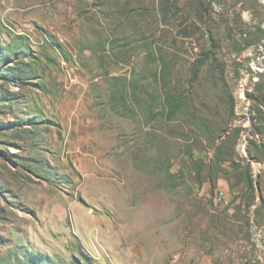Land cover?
Wrapping results in <instances>:
<instances>
[{
  "label": "rangeland",
  "instance_id": "obj_1",
  "mask_svg": "<svg viewBox=\"0 0 264 264\" xmlns=\"http://www.w3.org/2000/svg\"><path fill=\"white\" fill-rule=\"evenodd\" d=\"M160 1L0 0V264H264V1Z\"/></svg>",
  "mask_w": 264,
  "mask_h": 264
},
{
  "label": "trees",
  "instance_id": "obj_2",
  "mask_svg": "<svg viewBox=\"0 0 264 264\" xmlns=\"http://www.w3.org/2000/svg\"><path fill=\"white\" fill-rule=\"evenodd\" d=\"M180 2H181L180 0H161L159 8H160L163 16L168 18V17L173 16L177 10H183L184 11V7L182 6V4H180ZM202 4H203V2H199V4H196V1L193 0V2L190 5L187 3L186 9L196 11L199 15L198 18L202 22H210L212 20V17L208 12L210 11V9H212V0H209L207 3H204V7ZM189 20H190V18L187 19V21H189ZM208 35L210 38V44H211L210 47L211 48H209L208 51H206L203 54V57L200 60V63L198 64V67H197L198 76L201 74L204 66H206L209 63H211L210 66L215 71H217V70L223 71V67H221L220 63H218L219 59H218L217 50H216V49H218V46L216 45V41L214 40V36H213L212 32H208ZM17 50H18V47H16V46L13 47L12 45H8L7 47H0V76H1V78H3V80H17L18 77L22 78V73L24 72L23 69L14 68V70H13L14 72H13L12 69H5L3 66L7 62L6 61L7 57L15 54ZM10 71H12L13 73L11 74ZM131 85H133V84L131 83ZM118 93L120 94L121 92L119 90H116L115 94H117V96H118ZM121 94H122V98H123V92ZM249 96L252 98V100L255 103H257V105L259 107V109H258L259 113L257 114L256 117H254V121L256 123V128H255L254 134L256 136H262L264 138V106L261 104L260 99L258 101V98L254 97L253 94H249ZM0 97L2 99H5L6 101L8 100V102H13L14 100L15 101L17 100V95L10 93V92H7L5 94H0ZM126 98H128V97L126 96ZM130 99L140 105L139 99L136 98L135 93L133 94V96L130 97ZM124 100H125V98L123 99V101ZM156 100H158L157 97L150 95L149 99L147 101H145L147 103V106H146L147 113L153 112L152 104ZM185 103H186V101L182 96H178V95H170L169 96V95H167L164 102H163V111L167 113V116L169 118L175 119L182 112ZM223 131H225V129L222 130L220 133H222ZM238 137H239V133L237 134V138ZM222 146L223 145H221V147H220L221 149H222ZM261 151H262L261 145L258 147L255 145H251L248 147V153H249L248 158H242V159L240 158V159H238L239 161H237V158L236 159L234 158L232 161L233 170L235 172H239L241 167H243V165H241V164L245 163L246 172H245V174L244 173L243 174L246 177V183H247L248 188H250V189H253V184H252V181L250 180V178H251L250 174H251L252 168H251V162L249 161V159L260 161V152ZM38 261H39L38 259L30 258L28 261V264H37ZM3 264H7V263H3Z\"/></svg>",
  "mask_w": 264,
  "mask_h": 264
},
{
  "label": "water",
  "instance_id": "obj_3",
  "mask_svg": "<svg viewBox=\"0 0 264 264\" xmlns=\"http://www.w3.org/2000/svg\"><path fill=\"white\" fill-rule=\"evenodd\" d=\"M264 1V0H263Z\"/></svg>",
  "mask_w": 264,
  "mask_h": 264
}]
</instances>
